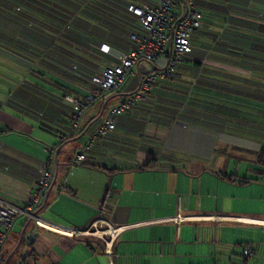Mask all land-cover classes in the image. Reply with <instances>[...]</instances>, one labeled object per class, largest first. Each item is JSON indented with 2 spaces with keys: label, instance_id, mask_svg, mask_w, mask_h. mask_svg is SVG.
<instances>
[{
  "label": "crops",
  "instance_id": "0c3cea01",
  "mask_svg": "<svg viewBox=\"0 0 264 264\" xmlns=\"http://www.w3.org/2000/svg\"><path fill=\"white\" fill-rule=\"evenodd\" d=\"M40 1L55 15L39 17L47 36L27 33L26 55L34 62L0 48V196L25 207L49 149L55 148L51 185L38 210L49 228L17 217L0 264H200L195 259L200 255L208 258L204 264H264V164L258 159L264 148V99L240 95L244 86L264 89V62L254 64L240 54L264 37L252 26L264 24V7L258 2L227 12L205 7L203 28L191 35L194 50L181 69L180 83L189 88L183 103L159 95L158 86L153 101L122 113L114 130L86 147L104 109L134 91L138 77L90 106L77 133L58 132L67 129L71 109L62 96L82 98L85 84L59 67H45L49 48L43 45L38 58V42L49 44L54 29L66 26L53 39L62 47L58 54L75 46L86 56V68L98 69L109 60L88 49L86 41L108 35L92 10L74 13L83 0ZM123 2L153 5L155 0ZM128 44V50L135 45ZM139 70L143 74L147 68L140 63ZM78 153L85 160L71 166ZM59 228H89V233L68 236ZM197 242L208 246L202 252L187 248Z\"/></svg>",
  "mask_w": 264,
  "mask_h": 264
},
{
  "label": "built area",
  "instance_id": "2783aa9c",
  "mask_svg": "<svg viewBox=\"0 0 264 264\" xmlns=\"http://www.w3.org/2000/svg\"><path fill=\"white\" fill-rule=\"evenodd\" d=\"M196 0H155L153 5L128 6V11L137 17L142 34L130 33L129 38L134 47L118 55V62L101 68L91 77L92 87L83 98L75 99L67 96L66 100L73 106L71 114V134L77 133L82 126L85 111L108 94L117 92L130 77H138L137 88L126 96L118 97L104 109L101 121L89 135L86 147L94 141L105 137L114 130L118 117L137 104L146 101L156 81L162 78L177 76L178 66L182 58L191 52V35L200 27L204 14L196 4ZM106 52L108 47L102 45ZM146 62L150 69L145 73L139 70V64ZM55 148H50V157L42 166L35 182L33 193L25 207H18L9 199L0 196V252L6 242L13 222L17 217L27 218L36 227L49 228V223L38 213L42 198L51 185L52 157ZM85 160L83 153L76 154L70 161L71 166ZM264 182V176H262ZM264 223V221H260ZM59 231L68 236L81 237L89 228ZM244 255L249 251L244 249Z\"/></svg>",
  "mask_w": 264,
  "mask_h": 264
},
{
  "label": "trees",
  "instance_id": "16d2710c",
  "mask_svg": "<svg viewBox=\"0 0 264 264\" xmlns=\"http://www.w3.org/2000/svg\"><path fill=\"white\" fill-rule=\"evenodd\" d=\"M253 2H258L257 4H259V6L264 7V0H196L195 4L200 10H202L205 16V7H215L222 9L225 12L234 9L237 11L236 7H239L240 3L245 9L246 7H249ZM122 8L125 9V12L120 11V9ZM88 9L92 10V15L94 16L95 21H97L96 23L99 24L101 29H103V34L108 35V39L101 40L88 37L86 41V47L107 57V61L109 60L107 62L108 65L117 63L118 55L128 51V48L130 46L128 44L130 40L129 34L132 32L137 33L138 29H140L137 17L128 11V3L123 2V0H83V3L77 6V8L74 10V13H76L77 16L81 13L83 15H86ZM45 13L55 15L54 10L50 9L48 6H45L40 0H0V48L27 62H34L33 59L26 55V51H28L30 45L27 41V33H44L46 34V36L48 35V31L45 29L46 25H44L39 18ZM204 19L205 17H203L202 24L200 25V27L195 29V32H199L203 28ZM252 26L253 28H258L257 31L261 34V36H264V24L262 22L257 23L255 21L253 22ZM64 28H61L60 30L54 29V35H52L51 42L49 44L46 41L38 42L41 45L37 48V54L40 55L38 56V58L42 56L43 45L44 48H49L46 52L47 62L44 64V66H47L50 69H57L59 67L60 69H63L66 75H68V77L66 76L67 78H71L72 76L78 78V80L85 84L84 91L86 93L88 89L92 87V75L99 71L101 68H90L88 66L89 69H87L84 65L86 56H81L80 54L75 52L73 50L75 46L70 49L64 48L63 51L58 54L59 49H62V47H60L53 39L59 38L60 35L64 34L62 29L68 30L66 26H64ZM192 41L193 40H191V52L183 56L182 62L177 69V76L172 78H162V80L158 79V83L156 81L153 89L147 95L146 101H153L152 99H155V90L156 88H158V86L163 89V93H160L159 95L165 93L167 94V97H170L171 95L175 99H177L180 104H182L183 101L187 98L189 88L187 87V85L182 87L183 84L180 83V75L184 62L187 61L188 56L191 55L194 50V43ZM102 44L108 45V51L104 52L101 49ZM251 49L252 51H257L260 55H255L253 53L251 55ZM51 53H53L55 56L51 57ZM262 53H264V37L250 41L249 44H247L245 50L240 54L242 56L244 55V59L248 60L249 62L253 61L254 64H261L262 62H264V56H261ZM42 60L43 57L40 61ZM40 64L43 63L40 62L39 65ZM256 67L261 68V66ZM249 80L250 79L244 78L245 82ZM183 83H186V81ZM171 85H174L179 89L173 90L171 89ZM252 89L253 90H249L244 86V88L242 89V94H240L241 97L257 99V101H260L262 98L264 99V89ZM67 96L70 95L65 94L64 96H62L65 101H67ZM73 98L80 99L76 97ZM68 103L71 105V109L68 114V127L64 130L59 128H57L59 130H56L58 132L60 131V133L63 132V134L66 133L70 135L71 114L73 106L70 102ZM258 159L259 162L264 164V148L260 151Z\"/></svg>",
  "mask_w": 264,
  "mask_h": 264
},
{
  "label": "rangeland",
  "instance_id": "374dc122",
  "mask_svg": "<svg viewBox=\"0 0 264 264\" xmlns=\"http://www.w3.org/2000/svg\"><path fill=\"white\" fill-rule=\"evenodd\" d=\"M141 67H145V68H147V69H150V64H147V63H144V62H141ZM230 150H232V149H230ZM205 242V241H204ZM241 245V244H240ZM192 246H195V247H197L198 248V250L199 251H203V246H208V244L207 243H202V242H197V244L196 243H192L190 246H188L187 245V248L189 247V249L190 248H192ZM243 246V245H242ZM245 246H243V248H244ZM234 248H235V254L236 255H239L240 254V251H241V248H240V246L239 245H237V244H234ZM243 250V249H242ZM206 254V253H205ZM195 259H198L199 261H200V264H204L206 261H207V257H205V256H203V255H200V256H195Z\"/></svg>",
  "mask_w": 264,
  "mask_h": 264
},
{
  "label": "bare ground",
  "instance_id": "6f19581e",
  "mask_svg": "<svg viewBox=\"0 0 264 264\" xmlns=\"http://www.w3.org/2000/svg\"><path fill=\"white\" fill-rule=\"evenodd\" d=\"M88 233H89V232H88ZM95 234H96V235H99V236L103 235L102 232H97V231L95 232ZM108 244H109V243H108Z\"/></svg>",
  "mask_w": 264,
  "mask_h": 264
},
{
  "label": "water",
  "instance_id": "95a60500",
  "mask_svg": "<svg viewBox=\"0 0 264 264\" xmlns=\"http://www.w3.org/2000/svg\"><path fill=\"white\" fill-rule=\"evenodd\" d=\"M28 221H29V220H28ZM28 237H31V239H32V238L34 237V235H33V236L31 235V236H28Z\"/></svg>",
  "mask_w": 264,
  "mask_h": 264
}]
</instances>
